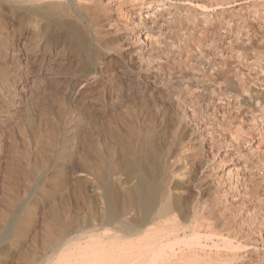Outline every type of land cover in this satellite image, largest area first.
I'll list each match as a JSON object with an SVG mask.
<instances>
[{
  "label": "rangeland",
  "instance_id": "rangeland-1",
  "mask_svg": "<svg viewBox=\"0 0 264 264\" xmlns=\"http://www.w3.org/2000/svg\"><path fill=\"white\" fill-rule=\"evenodd\" d=\"M146 144L153 228L236 243L168 262L264 264V0H0V264H147Z\"/></svg>",
  "mask_w": 264,
  "mask_h": 264
},
{
  "label": "bare ground",
  "instance_id": "bare-ground-1",
  "mask_svg": "<svg viewBox=\"0 0 264 264\" xmlns=\"http://www.w3.org/2000/svg\"><path fill=\"white\" fill-rule=\"evenodd\" d=\"M34 1V0H33ZM177 1V0H176ZM161 4V3H160ZM162 5V4H161ZM166 7V6H165ZM203 9V8H202ZM43 12V11H42ZM141 12V11H140ZM147 13V11H145ZM156 12H159V8H156ZM155 12V13H156ZM164 12V11H163ZM161 12H159L160 14ZM143 14V13H142ZM153 14V13H152ZM145 15V14H144ZM161 15V14H160ZM158 16V15H157ZM162 16V15H161ZM151 18V17H150ZM148 19V18H147ZM153 19V18H152ZM59 24V23H58ZM163 25V24H162ZM161 26V25H160ZM159 26V27H160ZM69 32L74 36L77 34V30L72 27L68 28ZM81 35V34H80ZM82 36V35H81ZM152 36V35H151ZM139 38V37H138ZM145 38V37H144ZM149 38V37H148ZM153 38V37H152ZM146 39V38H145ZM214 39V38H213ZM144 40V39H143ZM140 41V40H139ZM148 44V43H147ZM144 48V47H143ZM168 48V47H167ZM209 81V80H208ZM245 112V111H244ZM152 144V143H151ZM151 144H146L144 148V152L142 157L138 155L140 158H136L134 161H130L129 164V171L135 174V171L138 172L137 182L136 184L130 188L129 190V201L131 202V206L133 209L137 208L142 212V218L147 221L150 227L147 229L146 234V244L145 248H147V264H172L168 262V259L175 255V251L177 250L175 247L180 244H185V246H193V245H200L203 242L212 241L216 245L214 247H218L219 243H223L224 246H232L234 245V241L229 237H224L222 235H218L216 233L212 234H205L201 233V231L192 230L191 226H182L178 228L176 231L171 232L163 229L162 225L158 224V228H153L152 224V215L154 213V209L157 206L159 200V184L157 182L156 176L154 178V172L156 168V157L153 156ZM138 145V144H137ZM140 147V146H139ZM136 148V147H135ZM139 149V148H138ZM154 149V147H153ZM132 151V150H131ZM142 152V150H141ZM133 158H131L132 160ZM235 160V159H234ZM128 161V160H127ZM159 165V164H158ZM126 168V167H125ZM238 167L233 166L230 167V171L237 170ZM222 170V169H221ZM226 170V169H223ZM241 171V169H240ZM158 172V171H157ZM165 175V174H164ZM171 177V176H170ZM169 177V178H170ZM241 177V176H240ZM133 180V179H132ZM161 180V179H160ZM170 181V180H169ZM178 183V182H177ZM108 184V183H107ZM103 185V184H102ZM103 187V186H102ZM111 187V185H110ZM114 187V186H112ZM117 187V186H116ZM115 187V188H116ZM161 187V186H160ZM167 188V187H166ZM177 188V187H176ZM231 189V188H230ZM121 190V189H119ZM236 190V189H235ZM117 191V190H116ZM120 192V191H119ZM122 192V191H121ZM173 192V191H172ZM222 193V192H221ZM120 194V193H119ZM184 194V193H183ZM122 195V194H121ZM125 195V194H124ZM233 195V194H232ZM120 196V195H119ZM168 196V194H167ZM225 196V195H224ZM124 197V196H123ZM167 199V197H166ZM108 200H109V211L111 214L116 213L120 207L125 204L120 200L118 195L113 192L112 189L108 190ZM126 201V200H125ZM161 201V200H160ZM165 201V200H164ZM160 203V202H159ZM158 203V204H159ZM164 203V202H163ZM127 204V203H126ZM163 206L169 207L173 206L176 208H181L182 204L178 198L173 200L172 202H166ZM123 207V206H122ZM106 208V207H105ZM127 208V205H126ZM185 209V208H184ZM107 210V209H106ZM129 210V209H128ZM164 210V209H163ZM168 210V209H167ZM162 211V210H161ZM140 212V213H141ZM192 212V211H191ZM190 212V213H191ZM130 213V212H129ZM168 213V212H167ZM166 213V214H167ZM137 214V213H136ZM116 215V214H115ZM141 215V214H140ZM178 216V215H177ZM192 216V215H191ZM109 217V216H108ZM117 217V216H116ZM118 218V217H117ZM140 218V217H138ZM182 218V217H181ZM191 218V217H190ZM108 219V218H106ZM133 219V218H132ZM184 219V218H182ZM140 221V220H139ZM143 222V221H142ZM142 224V223H141ZM145 225V224H144ZM127 226V225H126ZM171 228V227H170ZM216 228V227H215ZM175 230V229H174ZM179 231H182L180 234ZM221 231V230H220ZM208 232V230L206 231ZM173 234V236H171ZM224 234V233H223ZM131 235V234H130ZM105 236V235H104ZM133 236V235H132ZM137 236V235H136ZM145 237V236H144ZM135 238V237H134ZM142 239V238H141ZM140 239V240H141ZM144 239V238H143ZM139 240V239H138ZM139 240V241H140ZM235 240V239H234ZM211 242V243H212ZM139 243V242H138ZM143 244V245H144ZM204 244V243H203ZM210 244V243H209ZM132 245V243L130 244ZM142 245V246H143ZM205 245V244H204ZM207 245V244H206ZM205 245V246H206ZM212 245V246H213ZM236 245V243H235ZM234 245V246H235ZM239 245V242L237 246ZM241 245V244H240ZM135 246V245H134ZM141 246V245H140ZM203 246V245H201ZM200 246V247H201ZM208 246V245H207ZM222 246V248L224 247ZM236 246V247H237ZM136 247V246H135ZM134 247V248H135ZM139 247V246H137ZM136 247V249H137ZM231 247V248H232ZM142 248V247H141ZM188 248V247H187ZM191 248V247H190ZM228 248V247H227ZM235 248V247H233ZM244 248V247H243ZM135 249V250H136ZM139 249V248H138ZM144 249V248H142ZM186 249V248H185ZM241 249V248H240ZM145 250V249H144ZM140 251V249H139ZM138 251V252H139ZM183 251V249H182ZM137 252V253H138ZM192 252V251H191ZM145 253V252H144ZM200 253V252H199ZM136 254V253H135ZM143 254V252L141 253ZM140 254V255H141ZM137 255V254H136ZM138 254V256H140ZM145 255V254H144ZM146 257V256H145ZM137 258V256H136ZM135 258V259H136ZM81 259V258H80ZM134 259V260H135ZM142 259V257H141ZM145 262V261H142ZM138 263V261H137ZM175 264H201L199 263L198 259H195L193 262H186V261H178Z\"/></svg>",
  "mask_w": 264,
  "mask_h": 264
}]
</instances>
